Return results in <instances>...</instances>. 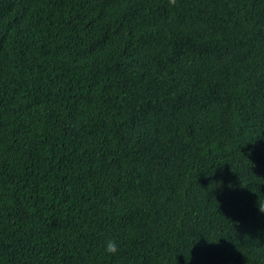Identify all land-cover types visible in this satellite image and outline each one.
Instances as JSON below:
<instances>
[{
	"label": "trees",
	"instance_id": "16d2710c",
	"mask_svg": "<svg viewBox=\"0 0 264 264\" xmlns=\"http://www.w3.org/2000/svg\"><path fill=\"white\" fill-rule=\"evenodd\" d=\"M260 207L264 0H0V264H264Z\"/></svg>",
	"mask_w": 264,
	"mask_h": 264
},
{
	"label": "clouds",
	"instance_id": "9594fccd",
	"mask_svg": "<svg viewBox=\"0 0 264 264\" xmlns=\"http://www.w3.org/2000/svg\"><path fill=\"white\" fill-rule=\"evenodd\" d=\"M176 2L177 0H168V3L173 6ZM260 211H264V208L260 207ZM118 250V245L114 240H108L104 246V251L110 255H115Z\"/></svg>",
	"mask_w": 264,
	"mask_h": 264
}]
</instances>
